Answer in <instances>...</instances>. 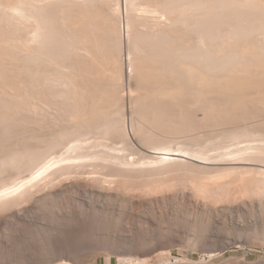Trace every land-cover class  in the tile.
<instances>
[{"label":"bare ground","instance_id":"6f19581e","mask_svg":"<svg viewBox=\"0 0 264 264\" xmlns=\"http://www.w3.org/2000/svg\"><path fill=\"white\" fill-rule=\"evenodd\" d=\"M183 174L228 198L237 229L264 213V0H0V224L53 196L109 212L181 197L209 211L174 183ZM146 178L160 192H120Z\"/></svg>","mask_w":264,"mask_h":264},{"label":"rangeland","instance_id":"374dc122","mask_svg":"<svg viewBox=\"0 0 264 264\" xmlns=\"http://www.w3.org/2000/svg\"><path fill=\"white\" fill-rule=\"evenodd\" d=\"M244 10H241L242 14L245 13ZM241 11L238 13L235 11L236 15L241 14ZM227 12H222L224 15L223 19L227 18L228 14V18L231 15H235L231 13V10L229 11L231 15ZM222 13H219L218 16H222ZM213 25L210 24V26ZM7 32L9 31L7 30ZM10 32H13L12 28ZM125 48L124 44L122 52L124 56L121 55L124 71L122 81L124 87L122 89L124 90L123 93L128 94L129 85L134 82L128 72V65H126L128 56L127 48ZM18 52H21L20 49ZM129 82L133 83L130 84ZM175 134L168 132L170 136ZM186 176L188 175L183 174L181 177L177 175L174 183L185 182L187 187L185 189H190L191 195H195L197 191L200 200L196 199L197 202L199 201L200 207L210 208V212L207 210L203 211L201 208L191 207L188 201L181 197H178V200L174 202L172 201L171 205L166 204L158 208L155 206H152L153 208H145L144 206L142 209L140 205L130 206L127 204L128 206H120V209L115 212L96 211L89 209L87 206L83 208V206L81 207L78 202L73 201L68 196H53L50 200L31 201L29 205H32L35 209H33V213L29 215V218L14 222L15 224L13 221L0 224V264H41L45 257H50L57 251L64 252L65 257L53 264L64 262L68 264H264V222H262L264 221V213L261 215L257 213L252 215L243 214L242 217L245 218L242 220L246 221V226L243 229H237L230 221V217L237 218L239 214L225 210L228 198L222 197L223 199H221L219 197L220 199H216L212 196L209 200L208 197L203 195V192L196 189V184L193 183L192 186V183L189 185L188 181H184L189 177ZM172 178L169 180L168 177L170 182H167L173 183L174 180ZM179 178L183 179V181ZM198 178H196L197 181L199 180ZM146 179V181L136 179L135 183L131 181L132 184L127 182L129 179H126V184L128 185H124L125 182L123 186L121 184L119 186L120 192L124 193L122 191H127L129 195L136 198L141 193V197L150 198L153 189L156 190V193L160 192V186L158 189H156L157 187L153 188L150 186L153 185L152 183L148 184L150 182L148 181L149 178ZM101 184L109 186V189L114 186V184L109 182H101ZM148 185L153 189L148 187ZM106 186L104 187L107 188ZM33 190H37V188ZM251 216H254V220H252L253 217ZM127 221L134 223V225L137 224V228L127 227ZM252 221L254 223H251ZM206 223L213 225L212 228L214 227V229H212V232L218 234L219 239H214V237L208 235L210 233L205 230L208 229ZM198 231L200 233L205 231V234L200 239L194 236V232ZM235 233L240 234L241 243L235 245L226 244L224 238L227 234L233 235ZM209 246H217L219 249L218 251L210 252L208 250Z\"/></svg>","mask_w":264,"mask_h":264}]
</instances>
